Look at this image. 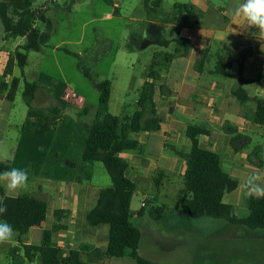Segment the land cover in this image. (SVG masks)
Masks as SVG:
<instances>
[{
	"label": "crops",
	"instance_id": "0c3cea01",
	"mask_svg": "<svg viewBox=\"0 0 264 264\" xmlns=\"http://www.w3.org/2000/svg\"><path fill=\"white\" fill-rule=\"evenodd\" d=\"M140 2L144 5L143 0H117V2L112 0H56L55 2L42 0L35 6H41L43 16L52 20L54 28L46 46L39 51L27 52V63L23 72L14 61L11 74L6 77L8 82L12 78L18 79L17 91L20 87L23 88L24 80L38 83L39 88L31 106H28L24 101L25 108L18 123L13 118V105L17 91L13 100L6 98V92L0 95V160H9L10 169L15 167L28 170L27 187L24 188L28 192L25 193L44 199L47 203V214L41 225L32 226L28 229L25 233L27 237L24 240L14 235L10 242L0 244L6 250L10 247L16 248L19 243L23 252V244H39L42 230L51 228L55 221L54 211L63 210L64 214L60 222L64 224V227L57 231L72 232L74 234V246L66 251L60 238L54 239V235L53 242L65 254L71 249H80L81 256H85V260L91 264H101L106 258L103 252L108 244V229H101V225L90 226L86 221V213L95 204V198L97 199L101 188L96 192L90 185L83 184L76 179V166L79 160L74 156L73 146L74 138L80 140V144L82 139V144L85 145V136L81 130H84L93 120L88 118V106L89 103H92L96 112L99 92L92 81L89 85L83 81L86 77L81 74L78 63L74 62L75 54L84 55L85 51L92 50L90 59L93 64L90 67L93 81L99 82L105 79L111 81V100L114 80L109 79V76L118 57L121 56L122 70H130L134 60L128 54H134L137 50H146L149 45L164 47V49L155 50L152 54V57L157 54L160 61V66L156 67L158 75L155 80L154 102L157 105L158 101L165 99L171 103L175 102L176 106H171L166 120L160 115L162 121L159 130L133 132L139 135L138 140L141 146L142 144L146 146V150L138 151L139 157L144 153L147 155V157L137 160L138 167L141 172L143 171L141 179L147 178L150 172L154 173V169L173 171L177 162L182 160V158L176 157L178 155L171 147L187 152L185 149L188 145L190 146V141L186 134L181 136V131L185 133L189 124L186 122L187 119H203L208 124L210 133L200 135L199 143L219 154L217 139L220 136H223L224 140L229 139L230 150H238L236 144L235 147L231 145L229 136L211 129L218 120L222 119L226 120L228 126L235 127L241 138L242 136L248 137L247 139L250 137L252 146L255 145L257 149L262 148L264 150V126L251 122L247 114L253 111L254 101L249 100L241 103L231 93L232 87L238 84L246 90L248 95L264 98V87L260 86L258 82L252 81L257 75L264 77V34L255 28L247 27L242 17L233 15V10L237 5L232 7L229 5L220 6L218 2L212 3L214 5L210 6L208 0H193L192 5L201 13L196 15H200L199 17L205 20L206 25L216 24V26L210 27L200 26L198 20L193 22L192 19L183 24L175 23L174 19L164 22L146 19L136 12ZM152 3L159 7L161 0H152ZM212 8L218 9L221 13V19L227 21L224 27L222 21L218 23L214 16L216 13ZM128 21L139 24L142 30L148 25L149 37L142 39L138 33L129 31ZM100 24L105 27L104 37L109 41L106 47L108 51L104 52L102 56H99V53L96 54V51L100 50L97 47L98 36L94 37L95 34H90L87 37L86 34L88 28L91 32L99 34L100 30L97 26ZM164 24L170 26L173 32L170 38H165L170 40L166 46L158 43L159 38H164L160 33L161 25ZM214 36H217L220 41H226L228 48H226V56L223 57L226 66L232 73L237 71L239 52L246 47L251 49V55L246 59L242 73L245 81L228 77L230 80L227 83H208L201 78L200 73L204 68L203 65L201 72L198 71L201 51L207 48L210 39ZM132 37L134 38V46L133 49L129 50L127 49V41ZM176 38L186 41L189 44V49L184 55L176 54L167 64H164V53L165 51L170 52L165 48L172 47L174 49L175 42L173 40ZM24 40V37H18L7 40L13 42L10 47L0 46V59L3 64L0 75L3 73L9 57L14 56L16 47L23 44ZM109 56L111 59L107 69L95 74L94 69L98 68L99 64ZM152 57L149 62L142 65L140 76L129 75L126 87L134 89L143 85L147 79ZM246 70L249 71L247 75ZM159 72L162 73L161 79H159ZM78 83L84 85L87 92L81 90ZM71 90L76 92V99L67 98L66 95ZM88 97H92L94 103ZM48 106L59 109V111L53 112L48 109ZM68 106L73 107L74 110L69 109ZM176 111L182 114L185 121L175 117ZM167 120L169 121L167 122ZM180 122H182V127ZM228 126L226 125V129H229ZM255 129L258 130V136L252 137L251 132ZM10 130H13V133H10ZM203 136L215 138V141L209 142L212 144V148L202 144ZM168 139L171 140V144L168 143ZM255 139H257L256 142ZM180 142L185 145L184 149L180 148ZM240 145H243V142ZM168 150L173 154L169 153ZM152 153L157 156L154 157ZM236 154L232 157L233 162L241 163L242 159L240 160V156ZM220 156L222 166L223 158L221 154ZM184 169L185 163L182 173H184ZM131 174L134 175L133 172ZM233 177L235 176L233 175ZM157 178L160 183L161 175L158 174L154 181ZM0 186L8 196L24 194L19 192L20 190L10 193L3 184ZM93 200L95 202H92ZM142 202L145 203L144 200ZM140 208L132 211L130 203L132 212L130 220L134 214L137 217L143 215L138 213ZM50 214L51 217H49ZM48 217L49 221L47 222ZM79 217L83 219V222L77 220ZM143 225L154 237L157 247L166 242V236L156 232L152 227ZM137 227L139 228V226ZM142 237L143 232H141L138 253L145 259L157 264L150 256L141 252ZM37 240L39 241L36 242ZM163 244L161 246L166 248L167 246H163ZM4 258L8 262V256L6 255ZM110 258L127 261L128 264H137L129 255V250H126L124 256ZM24 260L33 262V264L35 262L40 264L36 260L29 261L26 258ZM18 262V264L25 263V261Z\"/></svg>",
	"mask_w": 264,
	"mask_h": 264
},
{
	"label": "trees",
	"instance_id": "16d2710c",
	"mask_svg": "<svg viewBox=\"0 0 264 264\" xmlns=\"http://www.w3.org/2000/svg\"><path fill=\"white\" fill-rule=\"evenodd\" d=\"M34 1L0 0V20L4 29V39L18 37L25 39L23 44L16 47L14 56L9 57L0 75V95L6 92L5 96L9 100L14 99L18 87L17 78H12L10 82L6 80V77L11 74L14 61L23 72L27 63V52L39 51L46 46L54 28L52 20L43 16L41 6L33 5ZM143 2L148 5L152 3V0H143ZM174 7L179 9V14L174 18L179 24L193 19L196 15V9L192 4L176 3ZM173 41L175 47L172 52L165 51L164 64H167L176 54L184 55L189 49L186 41L177 38ZM169 42V39H158L159 45L162 46H166ZM127 49H133V45L127 43ZM207 51V48L201 51L198 61L199 72L203 68ZM250 55L251 49L248 47L239 52L236 73L230 71L224 57L219 55L211 72L245 81L242 73L246 59ZM157 58V54H154L147 72V79L141 86L135 102L136 109L131 115L110 113L111 81L107 79L93 81L91 67L78 63L82 74L92 81L98 90L99 98L95 116L84 129L85 145L76 179L79 182H82L84 178L91 179V171L87 164L98 161L103 163L112 182L111 186L99 190L95 204L86 213V221L90 226L108 225V244L103 252L106 258L124 256L126 250H129V255L137 264L154 263L138 253L141 231L130 220L132 216L130 203L136 184L127 175L129 164L120 153L128 149H141L140 141L131 138L130 133L160 129L162 119L154 102L155 80L158 75L156 67L160 66L159 58ZM252 81L261 83L264 87L262 75H257ZM38 88L39 85L36 82L23 81L22 95L28 106L32 105ZM231 93L241 103L254 101L255 107L248 118L251 122L264 126V98L248 95L241 85L234 86ZM48 109L53 112L59 111L49 106ZM225 124L228 126L227 123ZM228 128L232 133L230 143L235 147L241 135L236 133L235 127L228 126ZM209 133L208 127L189 123L185 129V134L190 141L189 151L184 152L171 147L185 163L183 187L177 195L178 213L193 218L209 216L224 219L228 223L244 225L252 229L264 228V197H248L246 200L248 214L244 217H237L233 212V206L223 201L224 194L235 190L239 182L222 168L221 156L218 152L200 145L199 136ZM9 169L10 161L0 160V172ZM155 184L159 185L158 178L155 179ZM0 201L7 206V212L0 215V220L7 221L20 235L25 234L32 226L41 225L46 218V201L34 195L24 193L8 196L0 186ZM165 207L164 204L153 206L148 214L154 220H161ZM144 208L145 206H142L138 213L143 214ZM63 214V210L54 211L55 221L51 228L42 230L39 244H23V253L27 260H36L40 264H91L82 258L80 249H71L65 254L53 242L54 233L64 227V224L60 222Z\"/></svg>",
	"mask_w": 264,
	"mask_h": 264
},
{
	"label": "rangeland",
	"instance_id": "374dc122",
	"mask_svg": "<svg viewBox=\"0 0 264 264\" xmlns=\"http://www.w3.org/2000/svg\"><path fill=\"white\" fill-rule=\"evenodd\" d=\"M42 0H35L34 6H37ZM44 1V0H43ZM193 0H161L159 7L154 6L153 3H148V5H143L139 3L138 9L136 10L137 14L140 13L142 17L146 19H154L158 22H164L168 20H173L178 14L179 9L174 7L176 3L182 4H192ZM210 6L219 2V5H238L242 0H208ZM214 3V4H212ZM212 10L216 13L214 16L218 20V23L222 21L223 27L226 25L227 21L221 19L220 11L218 9ZM196 14H201L196 9ZM200 15L194 16L192 21H199L200 26H210L206 25L205 20H202ZM220 19V20H219ZM129 23V24H128ZM129 31L136 32L141 35V38H144L145 32L147 33V38L149 37L150 31L148 30V25L145 26L144 30L139 24L135 22L128 21ZM175 23H177L175 21ZM99 34L93 33L88 28L86 30L87 37L93 34L94 37L98 36L97 47L100 50L96 51V54L99 53V56L108 50L106 47L109 44V41L105 39L104 26L100 24L97 26ZM160 33L164 38H170L172 28L166 24L161 25ZM102 30V31H101ZM112 31V30H111ZM220 31V30H216ZM151 37V36H150ZM141 39V40H142ZM127 43L134 46V40L128 39ZM13 44L12 41H7L4 39V29L2 22L0 20V46L4 45L5 47H10ZM207 59L205 60L204 68L200 73L201 78L210 83H227L230 78L222 74L212 73L211 70L215 67V62L219 55L226 56L227 53V44L226 41H220L217 36H214L210 39L208 43ZM164 49V47H159L157 45H149L145 50H137L134 54L131 55V59L134 60L133 66L130 70H122L121 56L118 57L116 65L112 68V73H110L109 79L114 80L113 94L112 99L109 102V111L112 114L116 115H131L136 109L135 100L138 96V93L141 87L137 86L134 89L126 87L127 79L130 74L140 76L142 65L145 62L151 60L152 54L155 50ZM166 50L172 52V47L165 48ZM92 55L91 51H85L84 55H74V62L79 63L90 67L93 64L90 56ZM129 57V56H128ZM111 57H106L102 63L99 64L98 68H95L93 71L95 74L105 71L108 67ZM232 64V63H230ZM2 61L0 59V72L2 71ZM96 66V65H95ZM81 72V70H80ZM249 71L246 70V75ZM82 74V72H81ZM83 75V74H82ZM162 73L159 72V79H161ZM75 77V72H74ZM85 83L91 82L87 78H84ZM80 82V81H79ZM262 86L261 83H258ZM238 85V84H237ZM79 88L86 91V87L81 83H78ZM263 87V86H262ZM233 88V87H232ZM22 87H20L15 96V102L13 105V118L18 123L21 113L24 110V99L22 95ZM232 90V89H231ZM91 102L94 103L92 97H88ZM171 98V97H170ZM195 100V99H194ZM176 106L175 102H169L165 99L158 101L157 109L158 114L162 116L165 120L169 116V111L171 106ZM89 112L88 118L93 119L95 114V106L92 103H89ZM69 109L74 110L73 107L68 106ZM251 112V111H250ZM247 113L248 115L250 114ZM175 117L185 121L184 117L179 111H176ZM246 114V116H247ZM186 118V117H185ZM169 120H167L168 122ZM186 122L204 125L209 128L208 124L203 119H187ZM226 120H218L211 129L214 131H219L229 138L232 133L229 129H226ZM182 127V122H180ZM232 124V123H231ZM238 131V130H237ZM13 133V130L9 131ZM83 136H85V130H81ZM237 133V132H236ZM254 136H258V130L255 129L251 132ZM185 133L181 131V136H184ZM131 138L139 139V135L136 133H130ZM82 138V137H81ZM80 138V139H81ZM201 138V137H200ZM242 136L236 143L237 151L230 150L229 139L224 140L223 136L217 139L218 141V151L222 155L223 164L222 167L225 171L229 172L232 176L234 175L237 178L239 185L238 187L228 193H225L223 196V201L229 203L233 206V212L237 217H244L248 214V209L246 206V199L249 197L246 195V190L243 186L245 179L248 175L252 173H258L260 180L258 183L264 185V150L262 148L257 149L252 146V139L249 137ZM215 138L212 136H203L202 144L212 148V144ZM80 141V140H79ZM78 139L74 138V156L77 157L79 163L77 164L76 173L78 174V166L81 162L82 152L84 145L79 143ZM215 141V140H214ZM257 139H255V142ZM243 142V145H240ZM168 143L171 144V140L168 139ZM214 144V143H213ZM181 149H184V146L181 142L179 143ZM190 146L186 147V151H189ZM146 150V146H141L140 150H123L120 154L123 158L128 161L129 167L127 169V175L135 182L136 190L132 196L131 209L132 211L138 210L141 207V201H145V212L142 216L137 217L136 214L132 217V223L139 226L141 232H143V237L141 240L140 250L144 254L150 256L157 264H264V228L252 229L244 225H236L226 222L224 219L213 218L209 216H203L200 218H193L190 216H184L178 213V199L177 195L179 190L183 187V167L184 160L177 162L176 167L173 171L154 169V173L150 172V175L145 179H141L143 176L141 169L137 165V160L142 157H147L144 153L140 157L138 156V151ZM228 150V151H227ZM234 151V152H233ZM169 153L173 154L168 150ZM240 156L242 162H233V156L235 154ZM236 154V155H237ZM152 155L155 157L156 154ZM179 157V156H176ZM75 158V157H74ZM180 158V157H179ZM155 159V158H153ZM181 159V158H180ZM233 162V163H232ZM88 169L91 171V179L82 180L83 184H88L91 188L97 192L99 188H104L111 186L112 182L109 174L106 171L105 166L102 162H93L88 163ZM137 165V166H136ZM131 172L134 173L131 174ZM160 174V183L156 186L154 178ZM153 175V176H152ZM85 176V175H84ZM19 192L25 193L28 192L25 189L20 190ZM96 197V196H95ZM156 197V198H155ZM96 200V198H95ZM93 200L92 202H95ZM164 204L165 210L164 215L161 220L152 219L148 211L153 206ZM51 217V214L50 216ZM49 217L46 221H49ZM80 222H83V219L79 217L77 219ZM85 223V220H84ZM152 227L156 232L166 236V239L163 246L157 247V242L155 241L152 234L143 227L144 225ZM87 225V224H85ZM101 229H108V225L104 224L100 226ZM15 232V231H14ZM15 236L20 237L21 240H24L27 235L15 232ZM59 237L61 244L64 245L65 250L72 248L74 243V234L72 232H59L54 233V239ZM37 240L36 242H38ZM8 256V262L4 256ZM86 259L85 256L82 257ZM22 248L20 244L16 248L5 249V247L0 246V264H18V261H25L24 264H33V262H28L24 260ZM128 264L127 261H121L112 258H105L101 264ZM34 264H37L36 262ZM96 264V263H94ZM100 264V263H99Z\"/></svg>",
	"mask_w": 264,
	"mask_h": 264
},
{
	"label": "clouds",
	"instance_id": "9594fccd",
	"mask_svg": "<svg viewBox=\"0 0 264 264\" xmlns=\"http://www.w3.org/2000/svg\"><path fill=\"white\" fill-rule=\"evenodd\" d=\"M233 15L242 17L247 27L257 29L264 34V0H242L233 10ZM144 38H147L145 32ZM260 176L252 173L244 181L246 195L249 197H264V185L258 183ZM28 170L21 168H11L0 172V184H3L10 193H15L27 187ZM7 212V206L0 201V215ZM15 232L11 224L5 220H0V244L10 242L14 238Z\"/></svg>",
	"mask_w": 264,
	"mask_h": 264
},
{
	"label": "built area",
	"instance_id": "2783aa9c",
	"mask_svg": "<svg viewBox=\"0 0 264 264\" xmlns=\"http://www.w3.org/2000/svg\"><path fill=\"white\" fill-rule=\"evenodd\" d=\"M47 1H49V2H55L56 0H47ZM112 1L113 2H117V0H112ZM66 96H67L68 99H76L77 98L76 92L75 91H72V90L69 91ZM141 205L144 206L145 203L142 202Z\"/></svg>",
	"mask_w": 264,
	"mask_h": 264
}]
</instances>
